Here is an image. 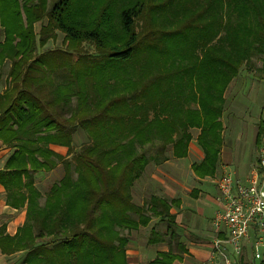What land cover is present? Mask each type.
I'll list each match as a JSON object with an SVG mask.
<instances>
[{"label": "trees", "instance_id": "obj_1", "mask_svg": "<svg viewBox=\"0 0 264 264\" xmlns=\"http://www.w3.org/2000/svg\"><path fill=\"white\" fill-rule=\"evenodd\" d=\"M72 1L57 0L51 10L52 23L65 34L66 48L46 51L28 62L36 50L34 23L46 16L42 14L43 5L39 0H22L21 5L18 0H0V26L5 32L0 42V60L8 57L12 61L10 87L0 96V140L15 143L0 179L12 206L27 205L26 223L14 237L1 235L0 247L6 254L24 252L25 264H128L129 239L117 229L132 231L147 226L151 221L147 214L173 222L171 203H179L156 195L150 197L146 209L131 202L130 189L150 160L137 151V145L144 146L143 136L158 126L161 150L172 146L176 156L187 154L190 137L185 131L180 133L179 123L185 101L177 93L186 81V73H196L199 67L209 76L213 113L206 115L204 127L213 128L215 147L205 152L204 160L193 165V170L200 178L212 175L223 144L217 123L223 102L220 94L230 78L239 75L243 64L253 55L264 54V37L260 44L249 41L242 49V57L238 53L233 57L227 47L219 44L233 27L220 24L211 35V40H217L215 45L203 51L210 34L197 45L195 39L188 42L185 38L181 31L184 27L171 28V22L154 26L145 21L140 32H132L138 11L130 7L121 14V26L128 38L103 53L100 51L107 47V41L102 26L89 29L80 24L82 20H73L76 7L73 9ZM263 33L261 22L259 40ZM81 41L92 44L99 52H88ZM140 49L146 55L167 53L168 60L161 68L155 63L139 68L135 79L129 75L113 77L112 65L131 62ZM203 54L205 63L201 64ZM187 59L189 65H185ZM49 75L57 79L55 86ZM98 77L109 89L104 93H98L96 85L89 81ZM47 84L53 88L47 90L52 95L50 100L41 95ZM73 99L76 105L71 108ZM158 123L166 124L172 134L162 133L161 127L168 128ZM113 126L116 134L112 141L103 143L99 132ZM79 129L89 142L74 150L73 135ZM263 141L264 117L257 124L258 151ZM48 143L66 147L67 155L40 146ZM52 157L62 161L63 176L46 195L44 206H40L37 201L41 194L33 185V173L51 169ZM245 256L244 252L238 264H250ZM175 258L164 253L151 264H173Z\"/></svg>", "mask_w": 264, "mask_h": 264}, {"label": "rangeland", "instance_id": "obj_2", "mask_svg": "<svg viewBox=\"0 0 264 264\" xmlns=\"http://www.w3.org/2000/svg\"><path fill=\"white\" fill-rule=\"evenodd\" d=\"M13 1L15 2V0ZM21 1L18 0L19 5H21ZM33 1L37 2V0H27V2L32 3ZM39 1L41 6L43 5L42 14L44 13L46 16L42 19L43 21L34 23L36 39L34 48L36 50L28 62H32L33 58H36L38 54H44L46 51L66 48L63 44L65 34L52 23L51 10L57 0ZM71 4H73V9L76 7L74 9L75 13L73 12V20H82L80 24H85V27L89 29H94L99 25L102 26L107 41V47L103 51H100L103 53L114 45H121L128 38V35H126L121 26V14L122 11L130 7H134L138 11L132 32H140L145 21L150 22L154 26L161 23L167 25L171 22L174 23L171 28L184 27V30L181 31L185 38L187 40L195 39L197 45L205 39L207 34H210L207 47L203 51L215 45L214 43L217 40H211V35L212 31L220 24L230 26V28L233 27L230 34L225 35L223 42H219L223 47H227L228 53L233 57H235L236 53H238L239 57H242V49L249 41L255 45L260 44V42H263L264 37V33L260 40L257 37L261 22H264V0H250L249 3H244L243 0H73ZM13 5L14 3H12V7ZM104 13L106 16H104ZM23 20L26 27L24 15ZM41 28H44L42 35L40 33ZM4 38L5 32L2 26H0V41H3ZM41 41L45 43L42 45ZM80 43L90 53L96 54L99 52L90 43V45L85 41H81ZM167 60V53H158L157 55H152L151 53L149 55L148 53L146 55V52L140 49L136 52L135 58L131 62H113L111 71H113V77L129 75L135 79L134 74L139 68L149 67L153 63L158 64L161 68V65H164ZM189 62V59L185 60V65H189ZM199 63H205L204 54L200 56ZM243 65L239 70V75L232 76L220 94L223 102H221V106L219 107L220 116L217 119V123L220 125L218 134H220L219 137L222 143L224 134L226 139H230L233 133L232 124L235 123L237 125L239 118L241 124L239 132L244 137L243 145L245 151L243 154L246 159L245 162L253 160V168L257 167L258 160V152L254 148L255 132L257 129V125L254 122L258 124L259 120L264 117V54L253 55L249 59V62ZM11 67L12 61L8 57L0 60V92H2L0 96L10 87ZM49 76L52 77L55 86L57 79L53 78L52 75ZM89 81L96 85L98 93H104L109 90L103 86V81L100 77L89 78ZM51 87L52 84H47L44 94L41 92L43 99H52L51 93L47 91ZM210 93L209 76L203 70L201 71L198 67L196 73H186V81L183 86H180L177 96L185 101L184 110L179 116L181 120L179 123L182 125L180 133L185 131L184 133L190 137L187 140L185 148L187 154L182 157L176 156L174 153L175 148L172 146H167L165 150L159 149L162 143L158 135L161 133L159 134L158 132L159 127L155 126L153 131L147 132L145 137L143 136V140L146 139V142L143 143L144 146L137 145V151L140 154L143 153L150 160H148V165L143 168L141 176L134 181L130 191L131 202L136 207L145 209L152 195L166 199L168 202L176 199L183 200L185 206L188 208L193 207L194 203L192 202L196 201L199 197H203V203L197 207L196 215L201 226L204 225L205 229L214 230V220L221 210V205L216 202V198L219 197V191L214 183H217L224 173H222L217 164V170L212 175L203 177L202 179L193 170V165L200 164L204 160L205 152L211 151L215 147V143L212 140L215 135L213 128L204 127L206 115L210 112L213 113V107L209 105L211 101ZM189 102H192V104H189ZM75 105L76 100L73 99L70 107L72 108ZM235 105L238 107H235ZM67 115L69 116V114ZM193 121L199 124L197 126L190 124ZM156 125L168 128L166 124L162 125V123H158ZM160 130L165 135L172 134L169 128L168 131L164 128L162 129V127ZM115 134L116 130L113 126L107 132H99V137H101L103 143H110ZM88 142L89 140L82 129L74 133V150H78L81 146L88 144ZM4 144L13 148L15 143ZM50 144L53 143H48L47 145L40 144V146L47 148ZM234 144L233 142L232 145ZM47 149L54 152L49 148ZM232 149L235 150V148ZM57 154L66 156L67 152L65 155ZM49 162L52 164L51 169L58 165V170L54 167L55 175L52 176L51 181L59 182V179L63 176L62 161L52 157ZM227 162L232 168H235L234 154H232V159ZM57 173L58 175H56ZM128 175H130V172ZM48 184V180L44 182V185ZM44 185L38 186L40 191L36 187L39 193L45 194L47 189ZM180 206L181 202L178 207L173 205V208L177 211L176 214L177 216L179 215V220L184 223L188 210H181ZM76 207L77 204L75 203L74 209ZM147 216L151 220L156 218L152 214H147ZM164 226L170 228L168 223H165ZM170 229L173 230V226ZM117 231H119L120 235H125L126 237L131 233L128 230L117 229ZM176 232L178 231L176 230ZM166 240L170 241V239ZM172 242L173 239H171ZM19 252L22 251L19 250ZM21 255L25 257V253Z\"/></svg>", "mask_w": 264, "mask_h": 264}, {"label": "crops", "instance_id": "obj_3", "mask_svg": "<svg viewBox=\"0 0 264 264\" xmlns=\"http://www.w3.org/2000/svg\"><path fill=\"white\" fill-rule=\"evenodd\" d=\"M1 94L2 92H0V95ZM235 107L238 106L235 105ZM254 123L257 125V122ZM240 126L241 124L238 118L237 125L235 123L232 124L233 133L230 139H226L224 134L218 167L222 170V173H231L236 179L244 181L253 166V160L251 162H245L246 159L243 154L245 151L243 145L244 137L239 132ZM256 136L257 129L255 132L254 145ZM233 142L235 143L234 145H232ZM47 148L63 155L67 152L66 147L55 144H50ZM232 148H235V150ZM254 148L258 152L255 146ZM14 150V147L11 148L0 140V172L5 170V163ZM232 154H234L236 163L235 168H232L227 162L232 159ZM54 167L58 170V165ZM54 167L48 172L38 171L33 173L34 185L39 191L40 188L38 186L41 187L44 185V182L47 180L49 181L48 185H44L47 189L45 194L40 192V206H44L46 195L50 192L53 185L58 183V181H51L52 176L55 175ZM56 175H58V173ZM214 184L217 188V183ZM202 198L203 197H199L196 201L192 202L194 205L189 208L185 206L183 200L180 201V199H176L174 201H178L179 203L177 205L174 202L173 204L171 203V209L169 211L170 215L174 218L173 222H170L168 219L161 221L156 217L152 219L147 226H141L137 230H132L130 234L127 233L129 238L126 251L128 264H151L153 260L161 258V255L164 253H171L176 256L173 264H212L209 261L212 241L217 234L223 231V228L217 231L215 228L214 230H208L205 229L204 225L201 226L196 211L197 207L203 203ZM180 202V209L188 210L186 213L187 218L184 223L179 220V215L177 216V211L173 208V205L178 207ZM216 202L220 204L218 197L216 198ZM26 221L27 205L25 204L20 208L12 206L6 186L0 179V236L14 237L18 230L24 226ZM165 223H168L170 228L173 226V230L165 227ZM176 230L178 232H176ZM166 239H170V241ZM171 239H173L172 243ZM21 254L24 253L16 252L13 254H6L0 247V264H25L24 257ZM245 255V259L249 260L250 264H260L258 261L253 260L248 248L245 250Z\"/></svg>", "mask_w": 264, "mask_h": 264}, {"label": "built area", "instance_id": "obj_4", "mask_svg": "<svg viewBox=\"0 0 264 264\" xmlns=\"http://www.w3.org/2000/svg\"><path fill=\"white\" fill-rule=\"evenodd\" d=\"M221 210L215 229L223 231L212 241V264H238L247 248L253 260L264 264V145L258 151L257 167L244 181L231 173L217 181Z\"/></svg>", "mask_w": 264, "mask_h": 264}]
</instances>
